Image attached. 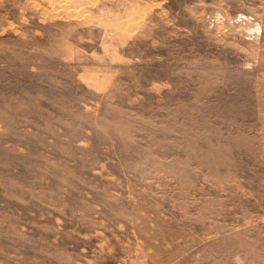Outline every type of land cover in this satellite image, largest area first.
<instances>
[{"label": "rangeland", "instance_id": "1", "mask_svg": "<svg viewBox=\"0 0 264 264\" xmlns=\"http://www.w3.org/2000/svg\"><path fill=\"white\" fill-rule=\"evenodd\" d=\"M0 264H264V0H0Z\"/></svg>", "mask_w": 264, "mask_h": 264}]
</instances>
